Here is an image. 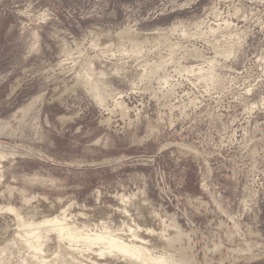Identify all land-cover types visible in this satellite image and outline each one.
I'll return each instance as SVG.
<instances>
[{
  "label": "rangeland",
  "instance_id": "1",
  "mask_svg": "<svg viewBox=\"0 0 264 264\" xmlns=\"http://www.w3.org/2000/svg\"><path fill=\"white\" fill-rule=\"evenodd\" d=\"M263 99L264 0H0V207L128 234L145 200L184 231L176 259L264 264ZM158 219L139 234L162 249ZM14 225L0 213V264H30ZM54 242L47 260L71 261Z\"/></svg>",
  "mask_w": 264,
  "mask_h": 264
},
{
  "label": "bare ground",
  "instance_id": "2",
  "mask_svg": "<svg viewBox=\"0 0 264 264\" xmlns=\"http://www.w3.org/2000/svg\"><path fill=\"white\" fill-rule=\"evenodd\" d=\"M210 30L213 31V29ZM128 40H131V44H133L134 48L138 49L137 46H139V42L135 38ZM220 53L226 58H229L232 55L230 48L223 49ZM203 70L205 69L192 67L189 69V73H195V71L202 72ZM92 75L93 74L90 75L89 71L84 72L81 78L80 76L78 77L80 78L78 81L81 82L80 84H82V86L87 88L86 90H88V93H91L90 95H93L97 103L102 106L106 96L105 90L101 80L96 77V79L92 78ZM117 105L120 106L121 103H118ZM3 158L4 154L0 152V165ZM118 198L123 204L125 202L131 203L132 200L131 197H126L125 195H120ZM32 200L33 198L23 199L26 204L30 203ZM143 205H146L145 200L135 206V209L133 210L135 214H133V211L126 205L122 211L120 210L125 216L124 218H127L128 222L133 223L134 228L128 226V234L118 233L116 230L111 229L105 222H101L102 226L95 230L87 228L84 224L79 225L78 223L73 222L72 218L69 217L68 209L63 210V212L58 215L47 214L36 218L35 212L30 209L9 205L8 207H0V213L6 212L14 215V226L16 227L14 234L22 247L31 256L30 264H82V262L74 256L73 253L75 252L73 251H78V253H83V251H95L101 258L106 259L108 257H113L117 260L123 259L131 264H187L188 261L186 260V257L178 260L176 259V254L171 253L172 251L174 252L177 250H174V243L176 242L177 237L185 236L184 231L180 230L177 232L176 236H171L167 230L169 227L168 224H166L167 220L160 218L161 216L157 214V212L153 210L149 211V208L142 210V207H144ZM141 217L143 219L150 218L152 222L159 217L160 228L158 230H155L154 228L150 229L148 234L149 236L154 237L155 241L162 243L164 246L162 249L157 247L156 244H151L152 240L147 241V238L139 234L140 226L138 218ZM51 237H54L55 247L59 252L66 253L67 256L71 255V261L66 262L62 259L61 263H57L55 261L51 262L47 260L46 242H48Z\"/></svg>",
  "mask_w": 264,
  "mask_h": 264
}]
</instances>
